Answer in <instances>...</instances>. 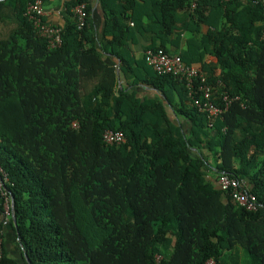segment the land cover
I'll return each instance as SVG.
<instances>
[{"label": "trees", "instance_id": "16d2710c", "mask_svg": "<svg viewBox=\"0 0 264 264\" xmlns=\"http://www.w3.org/2000/svg\"><path fill=\"white\" fill-rule=\"evenodd\" d=\"M34 1L0 4V168L16 216V226L13 217L4 225L1 198L0 264H264L261 4L198 0L192 9L190 0H145L147 25L134 0L119 9L100 0L102 51L113 50L126 78L137 77L126 47L134 34L153 32L159 44L146 51L170 53L171 38L179 43L193 26L183 61L201 64L219 100L227 93L239 101L210 127L186 84L158 75L144 57L138 72L167 102L179 94L184 127L160 98L117 87L90 17L79 29L73 13L86 4L90 15L89 0L66 3L63 44L53 50L26 16ZM202 24L212 29L204 36ZM206 54L217 63L205 64ZM106 130L122 132L126 143L107 144ZM223 175L256 196V211L220 189Z\"/></svg>", "mask_w": 264, "mask_h": 264}, {"label": "built area", "instance_id": "2783aa9c", "mask_svg": "<svg viewBox=\"0 0 264 264\" xmlns=\"http://www.w3.org/2000/svg\"><path fill=\"white\" fill-rule=\"evenodd\" d=\"M198 0H190L192 9L197 7ZM225 3H231L236 0H222ZM6 0H0V4ZM264 9V0H257ZM75 19L77 20L79 29L85 26L88 18L87 5L81 4L73 10ZM27 18L32 22L37 33L48 41L49 49H57L62 46V27L51 25L46 20L45 8L42 0H36L29 4L26 12ZM264 42V32L261 37ZM145 58L148 66L158 75H173L181 82H184L189 90V96L194 101L199 112L205 114L208 119L209 126L224 115L229 108L237 101L239 97L232 98L227 93H222L219 100L215 97V89L208 84V77L200 69L191 65H187L179 54H170L163 49L145 51ZM77 126L76 124L74 125ZM104 141L109 145H123L126 143V137L122 132H114L106 130L103 134ZM3 172L0 168V199L5 200L4 225L10 223V218L13 217L12 202L9 197H6L4 186L6 179L2 178ZM218 186L221 190L229 192L232 198L241 206L249 211L258 209V202L255 195L248 192L244 185L235 178L228 175H223ZM2 241H0L1 254ZM1 257V255H0Z\"/></svg>", "mask_w": 264, "mask_h": 264}, {"label": "crops", "instance_id": "0c3cea01", "mask_svg": "<svg viewBox=\"0 0 264 264\" xmlns=\"http://www.w3.org/2000/svg\"><path fill=\"white\" fill-rule=\"evenodd\" d=\"M71 0H46V2H43L45 13H46V20L49 24L63 27L66 23L65 20V5ZM124 0H114L111 2V6L113 8L119 9L124 4ZM129 1V0H128ZM131 1V0H130ZM135 1V8L137 9L138 13L141 16H144L143 13L149 12L152 8L148 6V3L145 2V0H134ZM89 4L91 7V12L88 17H90L93 25V29L96 35V42L97 46L99 48V51L102 53L103 59L105 62L113 66L117 71V87L119 89H125L130 92H135L137 97L141 100H151L155 98H160L164 106L166 108V111L168 113L169 118L177 125H183L184 127H187V119L183 116H181L177 111L176 107H180L181 105V98L179 94L175 91L170 94V98L173 100V103H169L165 100V97L163 96L162 92L154 87L151 82H145V76L144 73L138 72V64L140 61L142 62L145 57V51L149 46H152L154 44H159V40H157V37L155 34L152 33H146V34H140L136 33L134 36L128 40L127 42V51H128V57L133 60L134 63V70L137 72V77H130L126 78L121 70H120V61L119 59L111 52H104L102 51V42L104 40V30H105V24H106V13L103 9V6L101 4L100 0H89ZM119 19H121V22H124L123 18L119 15ZM219 19L217 17L211 18L212 24H218ZM143 23L150 25V21L147 16H144ZM131 27H133V24L131 23ZM154 30V29H153ZM200 30V36L207 35L212 29L208 24H202L199 28ZM194 32L193 26H189L187 31L181 32V40L179 43H176L177 36H173L171 38L172 43H167L166 47L169 50L171 54H181L182 52L186 51L187 48V41L189 40L190 36ZM180 34V33H179ZM178 46V47H177ZM181 56V55H180ZM203 62L205 64L210 63H217L216 57L212 55H205ZM197 69L201 68V64L191 65ZM140 71V70H139ZM7 233V243L9 247L12 248V242H13V232L9 229L6 231Z\"/></svg>", "mask_w": 264, "mask_h": 264}, {"label": "water", "instance_id": "95a60500", "mask_svg": "<svg viewBox=\"0 0 264 264\" xmlns=\"http://www.w3.org/2000/svg\"><path fill=\"white\" fill-rule=\"evenodd\" d=\"M12 208H13V222H14V225L16 226V216L14 213V199L13 198H12Z\"/></svg>", "mask_w": 264, "mask_h": 264}, {"label": "rangeland", "instance_id": "374dc122", "mask_svg": "<svg viewBox=\"0 0 264 264\" xmlns=\"http://www.w3.org/2000/svg\"><path fill=\"white\" fill-rule=\"evenodd\" d=\"M210 264H214V263L211 262Z\"/></svg>", "mask_w": 264, "mask_h": 264}]
</instances>
